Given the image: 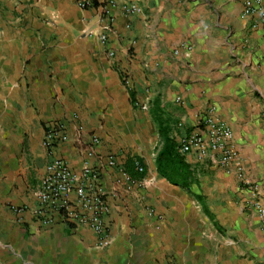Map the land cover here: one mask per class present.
Wrapping results in <instances>:
<instances>
[{
  "label": "crops",
  "instance_id": "0c3cea01",
  "mask_svg": "<svg viewBox=\"0 0 264 264\" xmlns=\"http://www.w3.org/2000/svg\"><path fill=\"white\" fill-rule=\"evenodd\" d=\"M101 1L82 9L77 0H0V264H264V222L237 163L185 156L197 170L185 188L156 161L161 134L172 137L180 122L191 130L212 104L234 130L245 177L264 187V26L249 30L243 0H132L143 13L113 8L104 45ZM59 119L70 135L60 154L75 170L79 123L102 140L92 164L105 166L112 152L126 169L128 158L146 167L129 189L105 166L107 247L90 229L43 225L31 213L46 170L45 125Z\"/></svg>",
  "mask_w": 264,
  "mask_h": 264
},
{
  "label": "built area",
  "instance_id": "2783aa9c",
  "mask_svg": "<svg viewBox=\"0 0 264 264\" xmlns=\"http://www.w3.org/2000/svg\"><path fill=\"white\" fill-rule=\"evenodd\" d=\"M95 4L96 0H77V5L82 9H88ZM97 8L100 9L97 36L104 45L109 43L115 25L113 8H119L127 16L140 15L144 11L139 3L132 0H102ZM242 16L250 21V31L264 26V0H243ZM245 42H249L248 37ZM183 46L190 48L186 43ZM107 52L110 57L116 56L113 48H108ZM179 53L180 50L176 49L175 54ZM122 79L126 84L130 81L128 71H123ZM176 101L183 102L184 98L177 96ZM76 126V141L80 144L83 156L79 171L60 154V146L70 140L67 123L60 119L46 123L43 137L47 155L46 170L35 192L38 202L30 210L33 217L43 225L63 222L70 227L90 229L97 236L96 246L107 247L112 236L107 221L110 203L103 188L105 166L116 169L119 174L117 182L124 183L129 189L141 186L142 181L129 174L115 153L109 152L105 155V166L92 164L91 159L97 156L96 146L100 145L102 140L94 132H86L82 124ZM172 137L177 142L179 152L191 157L190 162L216 167H229L237 163L239 179L250 192L249 203L264 222V187L260 181L245 177L242 154L234 130L230 123L217 113L214 105L208 104L197 115L191 130L180 122ZM135 166L139 173L146 172L143 162L136 160ZM12 208L19 213L23 211L22 207ZM20 219L23 220L22 217Z\"/></svg>",
  "mask_w": 264,
  "mask_h": 264
},
{
  "label": "trees",
  "instance_id": "16d2710c",
  "mask_svg": "<svg viewBox=\"0 0 264 264\" xmlns=\"http://www.w3.org/2000/svg\"><path fill=\"white\" fill-rule=\"evenodd\" d=\"M129 92L131 101L136 105L135 92L132 89H129ZM161 135L164 141L156 157L159 172L170 182L184 186L185 188H190L196 182V167L187 162L185 156L179 152L177 142L173 137L166 134ZM140 160L142 162V159ZM126 166L129 174L133 178L140 179L144 176V173L137 171L133 158H128Z\"/></svg>",
  "mask_w": 264,
  "mask_h": 264
},
{
  "label": "rangeland",
  "instance_id": "374dc122",
  "mask_svg": "<svg viewBox=\"0 0 264 264\" xmlns=\"http://www.w3.org/2000/svg\"><path fill=\"white\" fill-rule=\"evenodd\" d=\"M137 104H138V103H137ZM137 104H136V105L134 104L135 108H137V107H138V105H137ZM162 141H164V139H163ZM162 144H163V142H162V143H160V147L162 146ZM255 181H260V180H255Z\"/></svg>",
  "mask_w": 264,
  "mask_h": 264
}]
</instances>
